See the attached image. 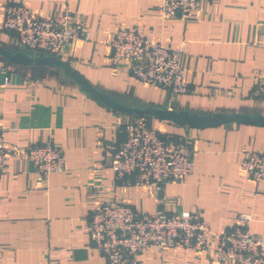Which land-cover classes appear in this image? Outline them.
Here are the masks:
<instances>
[{"label": "crops", "instance_id": "obj_1", "mask_svg": "<svg viewBox=\"0 0 264 264\" xmlns=\"http://www.w3.org/2000/svg\"><path fill=\"white\" fill-rule=\"evenodd\" d=\"M161 0H0V46L21 51L3 30L5 8L22 4L42 18L69 11L84 27L59 59L94 88L127 107H167L209 115H264L252 97L264 77V0H198L182 21L161 19ZM131 30L151 43L182 48L188 92L146 85L129 74V61L112 63L111 41ZM24 52V51H23ZM136 115L105 106L81 92L62 69L20 65L0 55V131L5 167L0 173V264H105L90 242L91 212L119 203L139 213H198L210 235L201 250L143 249L138 264H236L219 262L218 235L237 225L264 241V182L241 169L250 152L264 151V127L227 124L195 129L158 117L149 126L162 135L185 137L193 172L161 192L124 184L110 168L112 148ZM30 144L62 150L66 170L43 179L26 160ZM248 215L249 220L239 219ZM264 260V251L262 252Z\"/></svg>", "mask_w": 264, "mask_h": 264}, {"label": "built area", "instance_id": "obj_2", "mask_svg": "<svg viewBox=\"0 0 264 264\" xmlns=\"http://www.w3.org/2000/svg\"><path fill=\"white\" fill-rule=\"evenodd\" d=\"M198 0H161V19L185 21L195 11ZM2 28L13 33L16 46L24 51L59 58L74 42L88 41L84 27L74 23L69 11L42 18L22 4L4 10ZM112 63L129 61L128 72L140 82L168 90L172 96L188 92L182 66L183 49L151 43L131 30H118L111 41ZM252 97L264 102V77L254 86ZM26 160L41 178L66 170L62 150L52 144H30ZM5 167L3 135L0 131V173ZM241 169L258 186L264 182V151L250 152L240 162ZM110 168L124 184L148 185L161 192L193 172L192 150L185 137L162 135L149 126L148 119L136 116L124 125V138L112 148ZM248 221V215H239ZM89 239L105 258V264H138L136 257L145 248L201 250L210 228L198 213H139L123 204L100 206L89 215ZM219 262L264 264V241L247 228L233 226L218 235Z\"/></svg>", "mask_w": 264, "mask_h": 264}, {"label": "water", "instance_id": "obj_3", "mask_svg": "<svg viewBox=\"0 0 264 264\" xmlns=\"http://www.w3.org/2000/svg\"><path fill=\"white\" fill-rule=\"evenodd\" d=\"M0 55L4 59L20 65L40 64L49 68L62 69L64 74L69 76L80 86L81 92L89 94L94 100L99 101L111 109L122 113L142 116L146 118L158 117L170 121L178 126H189L195 129H204L212 126L227 124H251L264 127V115H245V114H224L214 113L203 115L191 113L187 110H174L167 107V102L162 107H127L111 97L103 94L92 85H90L83 76L73 67L61 61L59 58L45 55L43 53L33 52H11L0 46Z\"/></svg>", "mask_w": 264, "mask_h": 264}, {"label": "trees", "instance_id": "obj_4", "mask_svg": "<svg viewBox=\"0 0 264 264\" xmlns=\"http://www.w3.org/2000/svg\"><path fill=\"white\" fill-rule=\"evenodd\" d=\"M21 50V49H20ZM21 51H24V50H21ZM24 52H27V51H24ZM148 119V118H147Z\"/></svg>", "mask_w": 264, "mask_h": 264}]
</instances>
